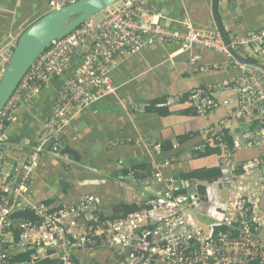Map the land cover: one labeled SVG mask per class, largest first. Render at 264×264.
Segmentation results:
<instances>
[{
	"label": "built area",
	"instance_id": "2783aa9c",
	"mask_svg": "<svg viewBox=\"0 0 264 264\" xmlns=\"http://www.w3.org/2000/svg\"><path fill=\"white\" fill-rule=\"evenodd\" d=\"M78 1L48 0V7L59 10ZM98 16L53 41L0 111V264H11L14 250H33L24 264L45 258L72 264V250L94 245L113 253L116 264H264V168L257 159H235L239 150L264 147V73L237 63L217 30L200 31L188 18L178 28L163 26L153 0H123ZM228 39L235 51L248 49L264 65V28ZM16 43L10 41L0 50L4 67ZM154 45L177 47L180 52L196 47L212 50L229 60L214 66L215 71H240L237 77L190 90L185 100L205 122L213 113L226 110L223 120L200 131L219 150V177L199 194L181 192V187L172 186V179L162 177L160 170L169 165L167 161L157 163L146 178L128 170L126 179L147 186L152 199L137 212L114 220L101 217L99 201L92 195L62 203L55 210L28 201L26 193L44 156L65 167L78 164L65 152L63 141L69 110L81 111L114 96L111 74L116 61ZM63 76L62 88L27 159L6 172L1 141L6 127L24 102ZM151 181L158 187H149ZM18 211L31 212L34 221L12 219ZM201 219L208 223L201 225Z\"/></svg>",
	"mask_w": 264,
	"mask_h": 264
},
{
	"label": "crops",
	"instance_id": "0c3cea01",
	"mask_svg": "<svg viewBox=\"0 0 264 264\" xmlns=\"http://www.w3.org/2000/svg\"><path fill=\"white\" fill-rule=\"evenodd\" d=\"M153 9L163 26L178 28L179 22L188 18L200 31L216 30L211 0H153ZM217 9L228 38L264 28V0H218ZM49 11L48 0H0V50L18 40L28 26ZM242 50L237 54L247 59L250 51ZM143 53L148 65L144 71L140 62ZM130 61L132 68L127 65ZM228 62L212 50L196 47L180 52L169 45L147 46L132 57L118 59L111 74L116 94L81 111L70 109L69 123L63 131L65 148L74 150L90 167L76 160L78 164L65 167L44 156L26 199L55 210L62 203L73 204L92 195L99 201L101 217L109 219L122 205L142 206L138 192L151 191L143 183L127 180L128 170L146 178L147 170H138V166L153 171L157 163L165 161L169 165L160 170L164 179L178 178L181 192L202 193L214 178L213 172H218L219 151L205 141L200 131L207 124L223 120L226 110L213 113L205 122L189 110L183 99L192 89L239 76L238 69L214 70V66ZM163 65V72L152 77L148 89L135 84L134 78ZM4 68L0 63V77ZM66 76L53 79L24 102L6 127L1 136L6 172L15 162L27 159ZM247 149H251L250 156ZM247 149L236 152L235 159L245 162L259 157L264 168V147ZM149 187L158 185L151 181ZM198 221L203 226L208 223L207 219ZM70 260L72 264H116V256L99 245L72 250Z\"/></svg>",
	"mask_w": 264,
	"mask_h": 264
},
{
	"label": "water",
	"instance_id": "95a60500",
	"mask_svg": "<svg viewBox=\"0 0 264 264\" xmlns=\"http://www.w3.org/2000/svg\"><path fill=\"white\" fill-rule=\"evenodd\" d=\"M122 1L123 0H81L64 6L59 10L49 11L28 26L19 36L12 56L0 77V111L13 94L29 67L40 54L49 48L53 41L66 37L85 20L100 15ZM217 4L218 0H211L212 19L215 29L219 33L230 56L240 65L264 73L263 64L251 62L248 59L242 58L230 46L228 36L218 15ZM47 147L48 145H45V148ZM65 152L83 166L90 167L89 164L80 159V156L74 150L66 147ZM169 184L170 182L167 181V185ZM133 185L143 189L136 183H133ZM172 186L181 187L178 178L172 179ZM138 193L142 195L143 202L152 199V197L146 193ZM261 236L264 237V224L261 230Z\"/></svg>",
	"mask_w": 264,
	"mask_h": 264
},
{
	"label": "trees",
	"instance_id": "16d2710c",
	"mask_svg": "<svg viewBox=\"0 0 264 264\" xmlns=\"http://www.w3.org/2000/svg\"><path fill=\"white\" fill-rule=\"evenodd\" d=\"M249 61L254 62L252 60H249ZM186 98L187 97H184L183 100L185 101ZM217 151H219V150H217ZM204 155L205 154H203V156ZM136 169H138V170H140V169L147 170L146 176H149L150 173L152 172V170L150 168L146 167V166H138V168H136ZM213 177L214 178H212L211 181L216 179L217 177H219V169H218V172L217 171L215 173L213 172ZM181 191H182V189H181ZM203 193H204V191L202 193H199V194H203ZM139 209H140V207H137L136 205H132V206L122 205L118 209L115 210V214L109 219L110 220H114V219L124 218L127 215H129V214L137 212ZM12 219H14V220H25V221H34V216H33V214L31 212H28V211H18V212H15L12 215ZM218 230L223 231V232L226 231L225 228H219ZM14 236H15V240L17 241L18 232H14ZM12 252H15V253H13V255H12ZM32 253H33V250H21V251L14 250V251H11L10 263L11 264H24V263H27L30 260V255ZM34 264H61V261L58 260V259H55V258H45L43 260H39V261L35 262Z\"/></svg>",
	"mask_w": 264,
	"mask_h": 264
},
{
	"label": "rangeland",
	"instance_id": "374dc122",
	"mask_svg": "<svg viewBox=\"0 0 264 264\" xmlns=\"http://www.w3.org/2000/svg\"><path fill=\"white\" fill-rule=\"evenodd\" d=\"M98 17L100 18L101 16H98ZM192 50H193V49H192ZM143 52H144V51H143ZM187 52H188V51H187ZM236 52L240 54V53H243V50H242V48H240V49H237ZM144 54H145V53H143V58L140 59V62H141V64L143 65V71L146 70V69L148 68V65H147V63H146L147 56H144ZM144 59H145V61H144ZM247 59L252 60V61H254V62H261V60H259V59L256 58L255 56H253L251 53L248 54ZM121 63L124 64L125 62H121ZM131 64H133L132 61H130V62L127 63V65H129L130 68H132ZM165 67H166V65H163V66H161L159 69H156V70H153V71L151 70V71H149V72H144V74H142L140 77L134 78V82H135V84L138 85L139 87H141L142 89H148V88L151 86L152 77H153L154 75H157V73H158L159 71L163 72V69H164ZM113 71H114V69H113ZM113 71H112V72H113ZM262 148H263V147H262ZM252 150H254V148H252ZM242 151H245V150H241L240 152H242ZM250 152H251V149H250V150L247 149V154H248V156L251 155ZM254 159H257V160L262 161L259 157H255ZM163 168H165V167H162V169H163ZM162 169H161V170H162ZM165 169H166V168H165ZM163 171H165V170H163Z\"/></svg>",
	"mask_w": 264,
	"mask_h": 264
}]
</instances>
